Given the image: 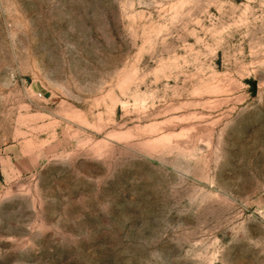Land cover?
I'll use <instances>...</instances> for the list:
<instances>
[{
	"label": "rangeland",
	"instance_id": "374dc122",
	"mask_svg": "<svg viewBox=\"0 0 264 264\" xmlns=\"http://www.w3.org/2000/svg\"><path fill=\"white\" fill-rule=\"evenodd\" d=\"M0 264H264V0H0Z\"/></svg>",
	"mask_w": 264,
	"mask_h": 264
}]
</instances>
